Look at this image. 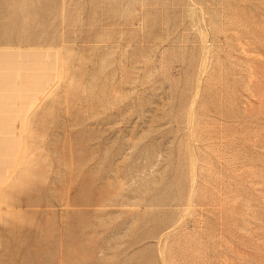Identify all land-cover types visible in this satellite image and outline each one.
I'll list each match as a JSON object with an SVG mask.
<instances>
[{
  "label": "rangeland",
  "instance_id": "1",
  "mask_svg": "<svg viewBox=\"0 0 264 264\" xmlns=\"http://www.w3.org/2000/svg\"><path fill=\"white\" fill-rule=\"evenodd\" d=\"M0 264H264V0H0Z\"/></svg>",
  "mask_w": 264,
  "mask_h": 264
}]
</instances>
